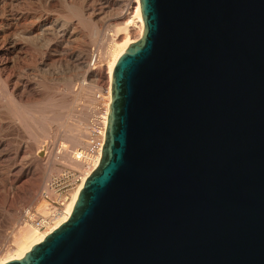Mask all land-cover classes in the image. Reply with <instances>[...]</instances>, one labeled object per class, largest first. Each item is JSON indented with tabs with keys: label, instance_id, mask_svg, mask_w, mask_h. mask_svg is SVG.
Listing matches in <instances>:
<instances>
[{
	"label": "water",
	"instance_id": "95a60500",
	"mask_svg": "<svg viewBox=\"0 0 264 264\" xmlns=\"http://www.w3.org/2000/svg\"><path fill=\"white\" fill-rule=\"evenodd\" d=\"M99 166L6 264H264V0H140Z\"/></svg>",
	"mask_w": 264,
	"mask_h": 264
},
{
	"label": "rangeland",
	"instance_id": "374dc122",
	"mask_svg": "<svg viewBox=\"0 0 264 264\" xmlns=\"http://www.w3.org/2000/svg\"><path fill=\"white\" fill-rule=\"evenodd\" d=\"M108 1L110 2V5L107 11L109 12V14L113 15L115 12H117L121 0H108ZM80 2L84 5L85 8L89 7L88 5L90 4L89 3L90 1L88 0L77 1V3ZM33 3H31L32 5L30 4L28 6V9L30 8L29 9L30 11L33 10L32 12L44 6L41 3H37V5L35 2ZM56 5L57 6L54 5V7L52 6L51 9L49 7L51 12V18L52 19L60 18V20L64 21V16L67 13L66 10L67 8H65L63 4L62 6L61 4L60 5L56 4ZM70 5L71 4H69V6ZM73 22L75 23V25H77L76 21ZM66 25L68 26V24ZM106 28L107 27H104V29ZM104 29L101 32H99L98 35L95 36L94 38L95 40L93 41L90 40V38L87 35V31L85 29L83 28L80 29V31L82 30V34H83L82 37L83 42H85L86 44L88 43L87 44L88 46L85 45L84 48L85 52L87 53L86 61L82 65V67L84 66V68L76 64L73 58V51L75 50L73 48L71 49L72 45L59 44L55 40L56 38H54L52 41V45L54 48H52L51 50L52 51L50 54L51 57L49 58V62H48L50 65L49 66L50 69L42 65V62L45 58V56L42 54L44 53L45 45L43 46L41 42L36 43L38 51L35 50L31 51L34 56V60L32 59L28 61L31 62L30 63L31 66L30 65L28 66L27 64L28 62L25 64L27 66H25L24 64L22 65V63L19 62L20 64L18 63L17 65H15L18 68L15 67L14 65L13 67L12 66L7 67L5 69L6 71L0 68V72L4 78L8 75H11L10 85L6 88L5 86L1 85L0 93L5 95V99H8V102H10L9 101L10 99L8 97L14 100L13 101L14 105L11 104L12 108L13 106L14 108H18V106L20 105L17 110V109H12L9 106L10 104L6 102V100H4V102H0V259L1 260L3 258L11 257L13 256V254H15V252H13L15 248L14 244L16 241H18L19 238H25L24 236L26 235V228H28L29 226L34 228L31 225L24 226L22 224L21 222L22 215L24 210H26L29 207H37L43 205V204L41 205V200L39 199V193L42 190L43 186L45 185L46 181L51 176L57 174L60 171L61 167L64 165L73 166L74 168L83 171L84 176L85 174L91 172V170L89 169L84 170L83 167H77L73 164H70V162L65 160L64 158L65 156L62 155L63 153H60V149H61V143H65L69 148V150H72L76 146L75 144H73V142L70 140V137L68 136L70 131L76 125H79L80 123H84V119H83L84 116H82L81 113L87 112L86 111L87 108H92L95 104L96 95L98 93L104 92L105 88H107L108 85L107 70L110 63L109 46L111 45V42L105 37V33L111 31L109 30L106 31ZM94 50L100 51L102 53L103 61L102 64H100L96 69H91V72L94 74L95 77V78L93 77V79L96 80L93 82V84L94 85L97 84L98 86V88L92 90L90 88L91 86L90 83H92L91 79L86 77L85 71L87 70L89 71L91 68L89 67L90 66L89 56L90 53ZM28 67L29 69L25 71V69ZM12 70H14V72ZM12 73H14L13 76ZM4 78L2 79L4 80ZM16 80L20 82L17 84L18 86L14 85V81ZM99 87L102 88L103 91ZM52 96L55 97L57 103L62 101V99L68 102L66 108L67 114L65 111L66 117H64V119H62L57 124L58 125L56 126L57 131L54 132L53 130H51L52 132L51 134L50 133L48 134L47 138L43 137L44 139H46L45 141L42 138L44 144L43 143L39 144L38 140L35 137H33V135L28 131L26 125L23 124L24 122L22 121V118L19 116L20 115L19 112L22 111V108L24 109V104L25 107L27 104L29 106L31 105L34 106L36 104H39L40 101H42L45 98L54 99V97ZM29 102L30 104L31 103L32 104L30 105ZM13 110L17 113L15 112L12 113ZM17 116L18 118H16ZM90 117L91 116H89L88 122H86L88 124ZM83 127L86 128L85 126ZM87 131L88 130H84V133ZM83 136H85V134ZM85 140L86 138L84 137V141ZM54 142H55L54 147H52V144ZM83 145L84 144H82V146ZM41 146L44 147L46 146V148H42ZM37 184L39 186L38 188H36ZM75 193L76 192H74L73 195ZM15 209H19L21 211L20 215H18V217L16 218L14 216V213L16 211Z\"/></svg>",
	"mask_w": 264,
	"mask_h": 264
},
{
	"label": "bare ground",
	"instance_id": "6f19581e",
	"mask_svg": "<svg viewBox=\"0 0 264 264\" xmlns=\"http://www.w3.org/2000/svg\"><path fill=\"white\" fill-rule=\"evenodd\" d=\"M77 1L0 0V68L5 70L7 67H13V65H17L19 62H21L22 65H25L29 60H34V56L31 51H38L36 43L41 42L43 46L45 45L44 53H42L45 58L42 62V65L50 69V65L48 62L49 58L51 57V50L52 48H54L52 45V41L54 38H56L55 40L59 44L72 45L71 49L73 48L75 50L73 51V58L76 64L82 67V65L86 61L87 56V53L85 52L84 48L85 45H87L88 43L86 44L85 42H83V34L82 30L80 31V29H85L87 31L88 37L91 41H93L95 40V36L98 35V33L101 32L104 27H107L104 30H109L112 33H105V37L111 42V45L109 46L110 63L107 70L108 85L107 88H105V91L108 95V99L110 100L111 104V82L114 68L120 57L127 51L130 45L140 40L144 33V26L141 18L140 0H121L117 12H115L113 15L109 14V12L107 11L110 5V2L108 0H88L90 1V4L87 8H85L84 5L81 3L82 1L80 3H77ZM33 2H35L36 5L37 3H41L44 6H42L40 9L38 8L39 10L37 9L36 11L32 12L33 10L30 11V8L28 9V6ZM56 4H61V6L63 4L65 8H67V13L64 16V21L60 20V18H51L50 9L52 8V6L54 7V5L57 6ZM69 4L71 5L69 6ZM73 21H76L77 25H75ZM66 24H68V26ZM30 63L31 62L27 63L28 66L30 65ZM82 68H84V66ZM28 69L29 67L26 68L25 71H27ZM91 69L92 68H90L89 71H85V75L87 78L91 79L92 83H90V88L92 90H95V88H98V86L97 84H93V82L96 80L93 79L94 74L91 72ZM12 71L14 72V70ZM13 74L14 73H12V76ZM6 77L4 78L0 72V78L2 81H0V86L3 85L5 86V88L8 87L11 83V75H8ZM2 78H4V80ZM17 80L14 81V85L20 83ZM100 89L102 90V88ZM8 98L10 99V102H8V99H5V95L0 93V102H4V100H6V102L10 104L9 106L12 108V105H14V100H12L10 97ZM67 103L68 102L63 99L62 101L57 103L55 97L54 99L45 98L40 101L39 104H36L34 106L31 105L32 103L30 104V102L29 104L31 106L27 104L25 107L24 104V109L22 108L23 106L21 107L22 113L19 112L20 115H17L22 118V121L24 122L23 124L26 125L28 131L33 135V137L38 140V143L40 144L43 143V137L47 138L48 134H51V130H53L54 132L57 131V124L62 119H64V117H66L65 111L67 108ZM18 108H14L13 106L12 109L18 110ZM92 108H87V112L81 113V115L84 116V123L76 125L68 135L70 137V140L76 146L72 150H69L65 143H61L60 153H63L62 155L65 156V160L77 167H83L77 158L79 157V150L84 148L86 144V140L84 141V137L86 138L88 131L84 133V130H88L89 124L86 122H88L89 116H91ZM14 112L15 111L13 110L12 113ZM16 118H18V116ZM51 122L53 125L51 124ZM83 126H85L86 128H84ZM82 134H85V136H83ZM43 140L45 141L46 139L43 138ZM54 144L55 142L52 144V147H54ZM82 144L84 145L82 146ZM41 147L46 148V146ZM92 172L85 174V176L83 177V182L75 191L76 193L70 199V202L65 205V212L59 217V219L54 223V225L46 231H40L30 226L26 228V235L24 236L25 238H19L18 241H16L14 244L15 248L13 252H15V254L8 258L2 257L3 259H0V264H6L12 260L23 257L33 246L40 242H43L48 235L58 229L62 224L67 222L73 212L79 193L84 188L85 183ZM38 187L39 186L37 184L36 188ZM15 210L16 211L14 213V216L16 218L18 217V215H20L21 211L19 209Z\"/></svg>",
	"mask_w": 264,
	"mask_h": 264
},
{
	"label": "built area",
	"instance_id": "2783aa9c",
	"mask_svg": "<svg viewBox=\"0 0 264 264\" xmlns=\"http://www.w3.org/2000/svg\"><path fill=\"white\" fill-rule=\"evenodd\" d=\"M102 61L103 55L100 51L94 50L90 53L89 65L92 69H96ZM109 111L110 100L106 91L98 93L89 121L86 146L79 150L77 158L84 170L89 169L92 172L99 166ZM83 176V171L73 166H62L57 174L46 181L39 193V199L43 205L24 210L22 224L31 225L40 231L49 230L65 212V205L83 182Z\"/></svg>",
	"mask_w": 264,
	"mask_h": 264
}]
</instances>
